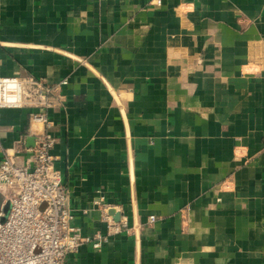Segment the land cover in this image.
I'll return each mask as SVG.
<instances>
[{"label":"crops","instance_id":"1","mask_svg":"<svg viewBox=\"0 0 264 264\" xmlns=\"http://www.w3.org/2000/svg\"><path fill=\"white\" fill-rule=\"evenodd\" d=\"M14 77L54 91L0 109V160L45 112L74 223L132 229L71 264H264V0H0Z\"/></svg>","mask_w":264,"mask_h":264},{"label":"built area","instance_id":"2","mask_svg":"<svg viewBox=\"0 0 264 264\" xmlns=\"http://www.w3.org/2000/svg\"><path fill=\"white\" fill-rule=\"evenodd\" d=\"M53 91L41 79L0 78V109L24 105L43 108ZM30 128L34 135V145L29 149L31 162L17 165L15 155L7 151L0 160V264H71L68 254L84 243L99 249L117 234H131L127 219L119 217L117 222L113 221L100 200L107 232L83 235L74 223L70 190L64 186L56 167L54 123L45 112L33 113ZM6 204L9 211L2 221ZM149 220L156 221L153 212Z\"/></svg>","mask_w":264,"mask_h":264},{"label":"water","instance_id":"3","mask_svg":"<svg viewBox=\"0 0 264 264\" xmlns=\"http://www.w3.org/2000/svg\"><path fill=\"white\" fill-rule=\"evenodd\" d=\"M8 211H9V205L6 204V205L3 207V214H4V217L2 218V221L5 220V217L7 216Z\"/></svg>","mask_w":264,"mask_h":264}]
</instances>
